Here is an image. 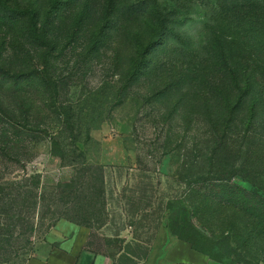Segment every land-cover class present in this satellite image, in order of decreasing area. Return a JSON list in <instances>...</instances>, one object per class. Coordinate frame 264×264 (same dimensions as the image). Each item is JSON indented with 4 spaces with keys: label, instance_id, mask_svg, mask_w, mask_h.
I'll return each mask as SVG.
<instances>
[{
    "label": "rangeland",
    "instance_id": "1",
    "mask_svg": "<svg viewBox=\"0 0 264 264\" xmlns=\"http://www.w3.org/2000/svg\"><path fill=\"white\" fill-rule=\"evenodd\" d=\"M2 1L37 12L48 43L32 45L23 22L0 17V64L12 72H28L30 64H42L44 56H51L49 74L56 91L47 96L38 86L34 101L40 111L45 102L70 106L80 133L78 146L88 164L103 166L105 183L87 176L79 179L83 167L76 171L62 167L51 157L47 141L32 146L26 170L43 176L46 201L40 219L38 214L34 219L33 232H18L11 243L0 244V264H30L38 245L62 224L74 226L86 248L108 258L109 264L128 245L150 248L140 264H264V145H244L239 155L230 149L228 122L234 116L226 111L227 86L220 85L217 75L208 76L210 85L202 84L203 74L196 76L200 72L193 61L204 52V25L199 20L210 18L217 2ZM133 2L161 5L168 28L183 49L165 36L156 37L159 45L148 56L150 69L123 90L142 46L155 37L151 17L135 20L122 14V8ZM180 20L197 23L176 25ZM21 98L0 88V101L10 109ZM223 134L227 138H217ZM210 158L213 171L224 172L214 179L228 178V169L235 165L240 176L232 182L258 196L249 206L255 217L237 207L249 198L237 199L234 207L227 202L228 195L206 192L201 186L207 178L201 172L207 170L205 160ZM11 171L22 168L14 166ZM73 177L77 179L67 192L55 188ZM101 189L104 194L99 197ZM212 192L215 198H207ZM185 220L205 234L194 238L195 246L209 250L211 257L199 252L205 257L198 259L191 244L174 235Z\"/></svg>",
    "mask_w": 264,
    "mask_h": 264
},
{
    "label": "trees",
    "instance_id": "2",
    "mask_svg": "<svg viewBox=\"0 0 264 264\" xmlns=\"http://www.w3.org/2000/svg\"><path fill=\"white\" fill-rule=\"evenodd\" d=\"M210 1H215L218 5L213 9L214 13L210 18L208 16V19L203 17L199 20L204 25L205 42L201 48L204 52L193 57V61L200 72V75L196 74V76L203 74L202 84L210 85L208 76L213 78L217 75L220 77H217L221 81L220 85L227 86L226 111L228 116H234V120L228 122V146L230 145V149L239 155L244 145L254 146L256 142L264 145L261 134L264 133L262 117L264 116V0ZM163 9L156 3L133 2L121 10L126 17L135 20L145 16L151 17L153 20L149 22L150 30L155 32V37L142 46L138 62L128 74L123 90H126V86L134 85L142 71L150 69L148 56L159 45L154 40L156 37L165 36L167 42L182 45L175 33L169 30L167 23L170 22L164 15ZM0 17L13 22H23L27 27L32 45H47V32L42 31L41 18L39 19L37 12L12 8L0 0ZM180 21L176 25H186L191 21L197 23L196 20ZM181 48L183 49V46ZM52 60L50 55H46L42 64L34 65L31 62L33 65L30 64L28 72H12L0 64V88L22 97L18 100L15 109L4 106L0 101V124L2 125V131L0 130V244L2 245L11 243L18 232L23 235L33 232L34 219L37 218V214L40 219L43 204L46 201L47 190L43 184V176L26 170L27 164L32 162L30 153L32 146L36 147L43 141H47L51 157L58 160L62 167L70 166L74 171L83 167L84 171L80 172L79 179H86L87 176V179L100 182L103 186L105 183L103 166L88 164L85 153L78 146L80 133L76 130L70 106L52 107L49 102H45L44 111H40L36 104L38 102L34 101L38 86L42 87L47 96L56 91L57 84L49 74ZM232 100L235 101L231 102ZM219 137L226 136L223 134L217 136ZM213 150L214 148L212 154L215 156L216 150ZM211 158L205 160L207 170L201 172V176L207 178L200 182L201 186H204L206 192L213 191L218 195L221 194L220 196L228 195L227 202L235 205L234 207L237 206V199L249 198L245 204L237 207L241 211L246 209L245 213L255 217V210L253 211L249 206L253 205L252 200L258 196L232 182L233 178L240 176L235 165L228 169L226 173L228 178L214 179L211 177L224 172L213 171ZM14 166H19L22 171L10 172V168ZM86 172L90 174L86 175ZM76 179L73 177L70 182L64 184L59 182L55 188L67 192V189L71 188L69 184H74ZM103 194L101 189L99 197ZM207 198H215V196L210 194ZM77 204L80 205V200ZM173 231L178 240L191 244L195 251L211 257L209 250L195 246L194 238H202L205 234L192 222L185 220L181 228ZM119 251H123V254L114 264H140L148 258L150 248L137 246L136 249H131L128 245V248H120ZM226 251L227 247L222 248V252Z\"/></svg>",
    "mask_w": 264,
    "mask_h": 264
},
{
    "label": "crops",
    "instance_id": "3",
    "mask_svg": "<svg viewBox=\"0 0 264 264\" xmlns=\"http://www.w3.org/2000/svg\"><path fill=\"white\" fill-rule=\"evenodd\" d=\"M193 253L198 259L203 256L198 251ZM109 263L108 258L105 256L86 248L83 237H81V234L79 235L78 230L74 226L62 224V226L50 233L47 241L38 245L36 258L30 264Z\"/></svg>",
    "mask_w": 264,
    "mask_h": 264
}]
</instances>
